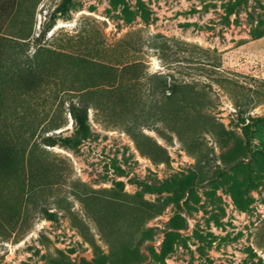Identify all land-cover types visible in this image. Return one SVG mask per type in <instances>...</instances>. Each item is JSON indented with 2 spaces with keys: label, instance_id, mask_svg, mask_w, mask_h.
Listing matches in <instances>:
<instances>
[{
  "label": "rangeland",
  "instance_id": "obj_1",
  "mask_svg": "<svg viewBox=\"0 0 264 264\" xmlns=\"http://www.w3.org/2000/svg\"><path fill=\"white\" fill-rule=\"evenodd\" d=\"M259 119L264 0H0V264H264Z\"/></svg>",
  "mask_w": 264,
  "mask_h": 264
},
{
  "label": "trees",
  "instance_id": "obj_2",
  "mask_svg": "<svg viewBox=\"0 0 264 264\" xmlns=\"http://www.w3.org/2000/svg\"><path fill=\"white\" fill-rule=\"evenodd\" d=\"M160 86H162L163 87V84H161ZM164 88V90H166V88L165 87H163ZM70 90H72V89H70ZM163 90V91H164ZM73 110L71 109V112H72ZM259 121L264 125V120H262V119H259Z\"/></svg>",
  "mask_w": 264,
  "mask_h": 264
}]
</instances>
